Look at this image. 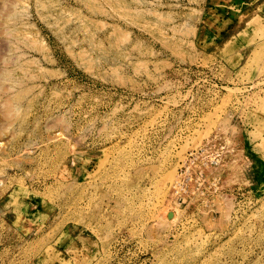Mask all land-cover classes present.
I'll return each mask as SVG.
<instances>
[{"label": "rangeland", "instance_id": "1", "mask_svg": "<svg viewBox=\"0 0 264 264\" xmlns=\"http://www.w3.org/2000/svg\"><path fill=\"white\" fill-rule=\"evenodd\" d=\"M0 264H264V0H0Z\"/></svg>", "mask_w": 264, "mask_h": 264}, {"label": "built area", "instance_id": "2", "mask_svg": "<svg viewBox=\"0 0 264 264\" xmlns=\"http://www.w3.org/2000/svg\"><path fill=\"white\" fill-rule=\"evenodd\" d=\"M223 147H216L213 144H207L190 152L186 159L181 162L178 168L177 179L174 182V192L176 194L186 193L188 184L194 179L191 170L194 167V173L197 175L199 183L204 169L217 167L222 159Z\"/></svg>", "mask_w": 264, "mask_h": 264}]
</instances>
